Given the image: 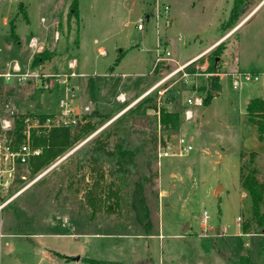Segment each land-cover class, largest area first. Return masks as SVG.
Masks as SVG:
<instances>
[{"label": "rangeland", "instance_id": "rangeland-1", "mask_svg": "<svg viewBox=\"0 0 264 264\" xmlns=\"http://www.w3.org/2000/svg\"><path fill=\"white\" fill-rule=\"evenodd\" d=\"M130 1L0 0V15L8 24L0 30V38L13 45L4 49L3 71L30 51L33 64L40 54L44 60L49 58L50 51L43 44L39 53L26 48L30 34L46 33L48 44L58 36L61 56L88 64L86 77L77 78L82 85L89 81L77 91L78 103H105L96 108L101 118L91 134L36 174L29 163L16 165L10 186L0 187V264H89L85 258L114 264H241L238 254L248 255L251 264H264V234L242 237V242L234 237L250 210V199L239 183L242 152L259 154L255 163L259 178L264 179V141L257 140L255 126L245 116L246 101L264 96V0L246 1L244 13L231 29L224 24L235 0H158L169 5L172 24L162 32L171 60L163 62L168 68L157 74L152 73L156 57L154 0H140L146 7L143 14L150 16L142 31L135 27L134 13H128ZM66 15L71 29L65 38ZM57 19L63 26L58 27ZM73 39L79 47H72ZM206 47L209 50L189 67L194 73H188L184 67L190 62L185 61ZM98 48H104L107 55H100ZM239 71L257 74L259 81L235 90L230 74ZM212 78H218L220 89L212 93L209 105L190 106L194 116L185 121L186 99H204ZM113 84L114 90L110 88ZM156 84L149 94L139 95ZM47 91L42 87L36 91L31 84L10 89L0 80V97L12 100L16 115L41 114L27 104L38 102L40 93L42 99ZM50 91L56 102V94ZM120 91L135 99L113 102L114 93ZM149 96L156 103L160 97V107L180 115L176 131L165 132L151 109L129 115ZM52 108L56 110L55 105ZM115 126L126 129L130 143L138 149L135 175L118 190V202L103 197L105 202L91 216L84 194L98 176L89 168L77 170L72 154ZM179 136L192 150L157 163L158 143L174 148ZM106 169L104 163L102 171ZM104 181H109L108 176L102 185ZM136 181L142 182L149 209V238L129 205ZM15 209L25 215L22 227L16 226ZM204 213L206 225L202 223ZM203 228L206 234L218 230L223 234L200 239L197 235L204 233Z\"/></svg>", "mask_w": 264, "mask_h": 264}, {"label": "trees", "instance_id": "trees-1", "mask_svg": "<svg viewBox=\"0 0 264 264\" xmlns=\"http://www.w3.org/2000/svg\"><path fill=\"white\" fill-rule=\"evenodd\" d=\"M246 1L248 0L234 1L228 21L224 24L225 29H231L235 25L238 18L244 13ZM41 56L42 54L38 56L39 58L34 59V63H37L40 58L44 60ZM192 64H194V61L184 67L190 74L194 73V69L189 68ZM167 68L166 63H157L153 67L152 73L157 74ZM209 86L208 93L203 99L204 106L210 104L213 98L212 93L216 94L220 89L218 78L210 79ZM155 100V97H146L135 109L130 111L129 115H134L140 109H142L140 113L136 114H145L148 109L156 111L157 103ZM37 116L40 121H44L47 115ZM245 116L248 122L255 126L257 140L263 142L264 97H255L249 100L245 107ZM25 117L18 115L15 119V128L12 133V146L14 150L24 141L22 131L24 127L23 119ZM100 118L98 110H95L85 117V121L82 124H78L75 127H55L47 132H43L42 135H36L37 132L32 130L30 135L31 147L40 149L39 155L30 158L29 166L32 173L36 174L47 168L58 157L91 134L95 130V125ZM179 118L180 115L177 112L167 111L162 106L159 108L158 121L165 132L176 131L179 127ZM118 127L115 126L111 131L99 133L72 154L77 170L89 168L90 172L98 176L84 194L87 206L92 210L91 216H94L96 210L105 202L103 201V197L111 198L113 201L116 199V202H118V190L127 184L129 176L135 175V157L138 154V149L130 143L129 136L125 133L126 129L121 131V128ZM256 158L257 154L254 151L249 153L242 152L240 154L239 183L241 189L250 199L249 215L239 226L242 234H264V179H260L258 176L259 170L255 163ZM104 163L107 165L106 172L102 171ZM105 176H108L109 181H104L102 185ZM105 191L107 192L106 194H104ZM129 205L136 222L143 227L145 235L148 236V231H150V216L144 197L142 182L136 181L133 184ZM110 208L111 206L108 205L107 209ZM14 216L16 218V226L22 227V223L25 220L23 211L15 209ZM239 260L242 262L241 264H251L248 255H240ZM84 261L89 264H114L88 258H85Z\"/></svg>", "mask_w": 264, "mask_h": 264}, {"label": "built area", "instance_id": "built-area-1", "mask_svg": "<svg viewBox=\"0 0 264 264\" xmlns=\"http://www.w3.org/2000/svg\"><path fill=\"white\" fill-rule=\"evenodd\" d=\"M154 13L153 21L155 27V62L154 66L159 62H166L171 60V52L169 51L165 41L163 39L162 32L170 28L172 24V18L169 14L170 7L167 4L159 3L158 0H154ZM150 18L148 14H142L135 19V27L137 30L142 31L144 29V22ZM58 36L56 37V39ZM28 48L33 52H41L43 47L38 44L35 37L29 39ZM13 62V63H12ZM7 65V70L2 71L0 69V80L3 84L6 83H23L31 78L42 80L40 87L43 89H50L53 84L62 85V96L58 100V112L54 114H47L44 121H40L37 115L26 116L23 119V131L22 136L24 141L19 147L14 150L12 146V133L15 128V119L18 115L14 113L11 108L10 101H3L0 97V187L8 188L11 184V179L14 178L16 173V165L25 166L28 165L30 158L40 154L39 148H32L30 144L31 131L47 132L51 128L55 127H75L78 124H82L90 113L96 110V108L89 102L86 105H80L77 101V88L70 84L69 80L73 77L82 76L75 72L76 60L73 59L67 63V68L70 70L65 74L57 73H37L35 71L26 70L22 71L17 61H12ZM186 75V74H184ZM220 75V74H215ZM232 88L240 90L243 86L256 83L259 81L257 74L250 72H233L230 74ZM48 82L43 84V80ZM157 84L154 86L156 88ZM153 88V89H154ZM161 96L162 92H158ZM160 99V97H159ZM157 101L156 115L157 120L159 117L160 100ZM116 102L124 104L127 102L124 93H119L115 97ZM186 105L182 111V117L185 121L192 120L194 113L190 106L201 107L203 105L202 97L187 98ZM191 142V138L188 140ZM167 144L161 145L158 143L156 149L157 163L159 159L172 155L182 156L192 150L189 143H186L180 136L176 138L174 148L166 147ZM172 149V151H170ZM22 179L25 177L22 176ZM207 215L204 213L202 218L203 225H206ZM239 218H237V224L239 225ZM206 233V228H203Z\"/></svg>", "mask_w": 264, "mask_h": 264}, {"label": "crops", "instance_id": "crops-1", "mask_svg": "<svg viewBox=\"0 0 264 264\" xmlns=\"http://www.w3.org/2000/svg\"><path fill=\"white\" fill-rule=\"evenodd\" d=\"M145 5H142L141 4V1L140 0H131L130 3H129V7H128V13H134L135 15V19L142 15L144 12H145ZM27 21H29L27 19ZM56 23H58V27H61L63 26L61 20L57 19L55 21ZM129 22H125L123 26H126ZM52 25H53V22H52ZM51 25V26H52ZM8 26L7 24V18L5 16H1L0 15V30L3 29V28H6ZM2 27V28H1ZM70 29H71V25H70V17L68 15H66V24L64 25V32H63V37H65V34H67V36L69 37L70 35ZM55 32V31H54ZM57 33L59 34L60 32L57 31ZM16 34V32H15ZM17 35V34H16ZM18 36V35H17ZM2 37V36H1ZM35 37L38 41V44H43L45 46V49L46 50H49L50 53H49V58L45 59V60H39L38 63H32V55H31V51L27 54V56L23 59V60H18V64L21 68L22 71H26V70H31V71H35L37 73H57V74H65L67 72H69L70 70L67 68V63L70 62L71 60L65 58L64 56H61V52H58L57 50V46H58V43L61 39V37H59L56 41L53 39L52 42L50 44H48V41H47V36H46V33L43 34V36H39L37 34H30V36L25 39V46L26 48H28V41L29 39ZM8 38V37H7ZM6 38V39H7ZM66 38V37H65ZM19 40H21V38L19 37ZM18 44L20 42H17ZM65 44H63L64 46ZM11 43L9 42V39L7 40H3L2 41V38H0V69L3 71V69L5 70L6 68L4 67V64L6 63V58L7 56H4L3 55V52H4V49L5 48H11ZM62 46V47H63ZM43 47V46H42ZM72 47H79V42L77 39H73L72 41ZM208 47V46H207ZM205 48L204 50H202L201 52H199L198 54L194 55L193 57L189 58L187 61H185V63H189L195 59H197L199 56L205 54L209 49L208 48ZM51 48V50H50ZM98 53L100 55H103V56H106L107 54H105V50L104 48H98ZM105 54V55H104ZM120 55V54H119ZM119 55L117 57H115V60H117L119 58ZM121 56V55H120ZM11 60H16L15 58L11 59ZM87 62H85L84 60L79 63L78 61L76 62V69H75V72L79 75H82L83 74L87 75V71H86V68H88V64H86ZM119 63V62H118ZM46 69V70H45ZM109 69V68H108ZM110 69H112V67H110ZM113 70V69H112ZM94 72L96 70H93ZM110 76L114 75L112 73V71H110ZM124 75V74H123ZM82 76H78V77H73V78H70L69 82L71 85H73L74 87L77 88V91L79 89H83V87L85 88L86 84H88V82H85L84 85H82L81 81H79V79L77 78H82ZM28 81V82H27ZM23 83H17V82H12V83H6L4 84V86H6V88H16L18 85H19V90L22 89L24 86H26V84H31L33 88H35V90L37 91L38 90V87H40V84L42 83V80H37L35 78H31L30 80H27ZM48 81L47 80H43V84L47 83ZM17 85V86H16ZM110 88L112 90H114V84L110 86ZM154 86L152 85L151 87L147 88L146 90H144L142 93H140L139 95H144V94H148L149 92H151L153 89ZM119 88L117 87L116 88V91L118 90ZM52 90L56 95H55V98H56V102H54V100L51 98L53 93H51ZM85 90V89H84ZM41 91V90H40ZM89 91H91V88L89 89ZM48 93L46 94V96H44L42 99L41 97L43 96V93H40V98H39V101H35L34 104H27V107L28 108H32L34 107L35 109H38V111L42 112L41 114H38V115H46V114H54L56 113L57 111V108H58V100L59 98L62 96V92H63V87L62 85H58V84H53L52 87L49 89V91H47ZM119 93H124L125 94V97L126 99H135V96H133L131 93L129 92H124V91H120L116 94V92L114 93V96L111 98L113 102L115 103H118L116 102L115 100V97L119 94ZM88 95V94H87ZM258 97H264V96H258ZM252 98H250L249 100H251ZM248 100V101H249ZM10 101H12L10 99ZM248 101H246V104L248 103ZM91 103L95 108H99V104H105L103 102H101L100 100H97L96 102H91V101H88L87 103L85 104H82V105H86L88 103ZM135 102V101H134ZM18 104H21L20 102H18ZM24 104V103H23ZM120 104V103H119ZM132 104V103H131ZM55 105L56 107V110L53 111V110H50V109H53L52 107ZM40 109V110H39ZM100 109V108H99ZM98 110V109H97ZM247 153V152H246ZM257 154V158H258V153L256 152ZM243 194L245 195L246 193L243 192ZM239 226V225H238ZM159 230L161 228V225L159 224ZM223 234V231L220 232V230L217 231L216 234H206V233H203V234H200V235H197L198 238L200 239H211V238H215L214 236H217V237H220L221 235ZM160 235V234H159ZM251 235H260V234H242L240 232V229L239 231L234 234V237L236 238H239V241L242 242V237H249ZM143 235H140L139 237H141ZM148 238L151 237L150 235L147 236ZM156 237V236H154ZM212 242V241H210ZM244 245V244H243ZM238 246V244H237ZM245 246V245H244ZM239 258H240V255L238 254Z\"/></svg>", "mask_w": 264, "mask_h": 264}, {"label": "water", "instance_id": "water-1", "mask_svg": "<svg viewBox=\"0 0 264 264\" xmlns=\"http://www.w3.org/2000/svg\"><path fill=\"white\" fill-rule=\"evenodd\" d=\"M77 260H78V258H77Z\"/></svg>", "mask_w": 264, "mask_h": 264}]
</instances>
